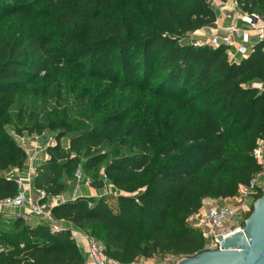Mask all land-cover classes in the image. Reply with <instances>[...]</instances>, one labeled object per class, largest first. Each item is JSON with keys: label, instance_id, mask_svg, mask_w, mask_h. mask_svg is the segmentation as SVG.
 Instances as JSON below:
<instances>
[{"label": "trees", "instance_id": "trees-1", "mask_svg": "<svg viewBox=\"0 0 264 264\" xmlns=\"http://www.w3.org/2000/svg\"><path fill=\"white\" fill-rule=\"evenodd\" d=\"M17 1L0 0V29L9 13L22 10L11 4ZM41 1L22 6L52 0ZM145 1L161 3L155 14L148 13L153 12L149 5L142 18L105 22L97 37L80 48L81 57L89 58L88 69L110 54L121 62V85L115 84L120 86L119 102L108 101L116 92L104 87L101 100L85 107L83 121L91 126L53 122L49 131H61L46 148L47 159L32 182L46 199L67 192L77 172L93 188L116 190L118 194L61 203L51 213L99 240L106 256L120 264L125 256L182 259L200 254L203 240L188 219L204 199L233 198L239 185L249 183L260 171L251 153L264 140V42L256 43L247 58L229 63L223 47L179 43L185 33L215 22L206 0ZM236 1L242 12L264 19V0ZM53 2L50 21L59 24L60 34L92 24L90 0ZM15 33L14 42L12 35L0 34V201L18 193L16 181L2 174L22 171L27 161L26 151L6 131L9 107L42 73L48 78L54 62L36 24L22 25ZM139 73L141 81L135 79ZM252 83H260L262 90ZM99 112L103 114L97 117ZM22 131L15 129L18 136ZM64 137L69 138L68 149L61 146ZM4 223L10 225L0 222V245L7 249L0 253V264L85 262L68 230L32 227L23 219ZM142 236L150 242L138 247Z\"/></svg>", "mask_w": 264, "mask_h": 264}, {"label": "rangeland", "instance_id": "rangeland-1", "mask_svg": "<svg viewBox=\"0 0 264 264\" xmlns=\"http://www.w3.org/2000/svg\"><path fill=\"white\" fill-rule=\"evenodd\" d=\"M28 1L36 2L37 4L42 2L41 0H18L17 3H11L16 9L21 8L22 10H17V12L15 10L9 13V20L5 21V24L1 26L0 34L3 36L12 35L13 37L9 39H12L11 41L14 42V39H17L16 28L22 25L28 27L36 24V32L49 44V59H54V62L51 65L50 71L52 72L48 78H46L48 73H42L37 81L27 85L15 97L7 113L9 123L5 125V128L15 138L19 146L28 145L27 143L29 142V144L41 145L46 150L48 146L55 144V136L61 131L60 128L49 131L50 125L53 122L62 120L72 124L76 121V123L84 124V127L85 125L87 127L91 126V124L83 121L86 114L85 107L88 106V101L95 100L97 102L101 100L99 92L104 87H108L113 92H116L108 101L117 103L120 100L121 92L116 88L120 86H115V84L121 85V77L117 71H119L122 64L118 58L110 54L106 58L101 59V61L97 60L93 67L88 69L87 62L89 58L81 57L82 52L80 48L89 45L97 37V29L105 22L117 24L124 23L127 20L142 18L146 14L145 11L149 9V5H152L153 12L150 13L148 11V13L155 14L154 11L161 3L145 0H90V12L93 19L90 27L79 30L69 29L60 34L59 24L50 21L52 16L51 6L54 4L53 0L48 1L46 5L43 3L33 8L30 6L23 7L22 5ZM191 35L192 33H185L180 36L179 43L184 44V39ZM55 57H60L61 62L55 61ZM102 68L104 71L100 70ZM88 74L90 76L86 77ZM139 75L140 73L136 74L135 79L141 81V76ZM150 84L153 85L152 82ZM102 114V112H99L96 116L99 117ZM16 127L23 129L22 135L18 136L15 133ZM27 128L36 131L28 133L25 131ZM38 130L42 132L38 133ZM61 146L65 149L69 148L68 137L61 139ZM82 176L80 172L79 178ZM113 193L118 194L114 189L110 193L107 190L105 194L110 195ZM226 199L227 202L232 200V198ZM207 200L213 201L214 199L207 198ZM232 201L234 202V199ZM219 204H222V201ZM191 224V221L187 222L188 226H192ZM2 225L6 227L10 224L2 222ZM58 226L66 228V230L68 229L71 239L77 245H80V243L86 245L90 241L102 245L99 240L91 238L85 230L74 226L68 221L59 222ZM149 242L150 240L147 237L142 236L137 239L136 246L144 247ZM80 248L85 258L83 249L82 247ZM86 249L85 247L84 251ZM6 251L7 249L0 245V253ZM124 258L126 262L122 264H161L165 261H177L181 259L169 254L154 255L152 257L135 255L125 256Z\"/></svg>", "mask_w": 264, "mask_h": 264}, {"label": "built area", "instance_id": "built-area-1", "mask_svg": "<svg viewBox=\"0 0 264 264\" xmlns=\"http://www.w3.org/2000/svg\"><path fill=\"white\" fill-rule=\"evenodd\" d=\"M207 4L216 12L229 8L236 18L240 21L244 29L230 25L224 29H218V23L215 25V32L207 33L206 27L202 30L195 31L191 36L184 39L185 45H192L195 47H211V48H225L226 57L229 63L235 64L240 60L249 56L253 46L256 43L264 42V19L257 14H247L240 10L236 0H227L222 2L220 0H206ZM255 32V44L252 42V36L249 32ZM209 34V35H208ZM208 35V36H207ZM253 89L262 90L260 83H252ZM251 156L260 167V171L254 175L248 184L239 185L234 202L231 200L227 202L225 199L202 201L200 210L192 215L188 221H191V227L196 229L203 240L202 252H211L220 249V241L217 237H222V240L242 232L245 220L249 217L253 210L255 202L260 198L263 189L264 181V140L258 142L253 149ZM16 171L6 173L7 178H12L18 185V193L14 198H8L0 201V207L6 210L10 209H24L26 212H18L11 214L12 219H23L26 217H34L37 219V225H47L54 231L66 230V228L59 227L58 224L64 221L56 220L51 211L58 206L59 203L56 197L47 198L42 191L35 190L32 186L33 178L36 174V169L30 170L25 176L15 175ZM79 173H76V178H79ZM36 193V198H32V194ZM115 194V193H114ZM237 198V199H235ZM44 202H41L42 200ZM68 230V229H67ZM80 243L79 248L82 247L85 262L84 264H120L105 254V248L97 242H89L85 246ZM87 248L84 251V248ZM81 250V248H80ZM182 258L177 261H165L161 264H178Z\"/></svg>", "mask_w": 264, "mask_h": 264}, {"label": "water", "instance_id": "water-1", "mask_svg": "<svg viewBox=\"0 0 264 264\" xmlns=\"http://www.w3.org/2000/svg\"><path fill=\"white\" fill-rule=\"evenodd\" d=\"M220 241V249L185 258L178 264H264V181L261 197L245 220L242 232ZM97 264V263H96Z\"/></svg>", "mask_w": 264, "mask_h": 264}, {"label": "crops", "instance_id": "crops-1", "mask_svg": "<svg viewBox=\"0 0 264 264\" xmlns=\"http://www.w3.org/2000/svg\"><path fill=\"white\" fill-rule=\"evenodd\" d=\"M236 15L229 10V8H226L222 11H216V22L218 23V29H224L230 25H234L238 28L244 29V26L240 23V21L235 17ZM207 33H213L215 32L216 28L215 25H210V27L206 28ZM209 35V34H208ZM207 35V36H208ZM249 35L252 36V42L255 44L256 40L254 38L255 32L250 31ZM11 135V134H10ZM28 145L21 146L24 148L27 154V161L25 163L24 169L22 171H16L15 175L17 176H25L30 170L37 169L46 159V150L41 147V145H34L29 144ZM6 176V173L2 174ZM113 190L112 187L109 185H105L102 189H96L90 186V181L88 178L84 177V175L81 178H76L70 185L67 192H65L62 195H59L57 197L59 203H64L67 201H73L77 198H98L103 195H106V191ZM115 192V191H114ZM32 198H36V193L34 190V193L32 194ZM26 208L24 209H10L6 210L0 207V221L1 222H8L12 220L11 214H15L18 212H26ZM29 226L35 227L37 224V219L34 217H26L24 220Z\"/></svg>", "mask_w": 264, "mask_h": 264}]
</instances>
